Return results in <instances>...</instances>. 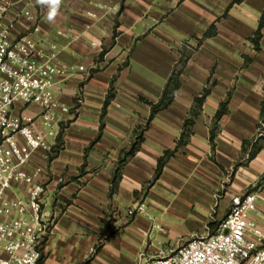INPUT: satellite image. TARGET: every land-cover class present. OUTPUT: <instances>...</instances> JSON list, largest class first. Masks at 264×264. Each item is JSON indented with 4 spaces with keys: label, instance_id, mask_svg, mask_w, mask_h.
I'll list each match as a JSON object with an SVG mask.
<instances>
[{
    "label": "crops",
    "instance_id": "0c3cea01",
    "mask_svg": "<svg viewBox=\"0 0 264 264\" xmlns=\"http://www.w3.org/2000/svg\"><path fill=\"white\" fill-rule=\"evenodd\" d=\"M52 7L13 0L6 17L13 36L29 34L57 54L54 96L68 107L46 130L51 157L37 151L31 161L43 170L38 180L46 185L43 209L52 228L42 264H123L126 247L140 264L213 232L231 198L247 192L257 195L252 216L264 231V27L259 49L251 40L264 0H60L49 20ZM173 72L180 82L173 100L150 118ZM13 115L44 126L37 109L20 102ZM187 119L191 133L177 147ZM255 143L261 148L251 157ZM166 151L174 154L153 181ZM140 202L147 213L129 215ZM170 212L189 228L174 234V246H156L152 231L167 227L155 214Z\"/></svg>",
    "mask_w": 264,
    "mask_h": 264
},
{
    "label": "built area",
    "instance_id": "2783aa9c",
    "mask_svg": "<svg viewBox=\"0 0 264 264\" xmlns=\"http://www.w3.org/2000/svg\"><path fill=\"white\" fill-rule=\"evenodd\" d=\"M12 3L0 0V264H41L52 228L43 209L46 185L38 180L43 170L32 169L31 161L37 151L51 157L46 130L68 107L54 96L57 54L46 53L29 34L13 36L14 22L6 20ZM17 102L36 108L43 128L34 116L13 115ZM259 134L264 135L263 119ZM256 208L255 192L236 194L213 232L192 235L140 264H264V231L252 216ZM146 213L145 202L128 211Z\"/></svg>",
    "mask_w": 264,
    "mask_h": 264
},
{
    "label": "trees",
    "instance_id": "16d2710c",
    "mask_svg": "<svg viewBox=\"0 0 264 264\" xmlns=\"http://www.w3.org/2000/svg\"><path fill=\"white\" fill-rule=\"evenodd\" d=\"M264 27V12L262 13L261 17H260V20H259V25H258V28L256 30V32L254 33V36L252 37V42L254 44V47L255 49H259L260 48V38L262 36V28ZM215 32V26H211L207 32V35L208 34H211V33H214ZM179 77H178V74L176 72H173V74L171 75L164 91H163V95H162V98L161 100L156 103V104H151L152 105V112H151V117L152 118L159 110L163 109V108H166L167 106H169L173 100V97L179 87ZM209 94V89L205 88L203 94L199 97H196L195 98V105L200 108L204 102V99L206 98V96ZM114 97V88L113 86H111L109 88V92H108V95L106 97V100H105V103H104V106H103V109H102V121L104 119V115L106 113V110H107V106L110 102V99ZM227 101L226 100L225 102H223L221 104V107L220 109L218 110L217 114H216V119L218 120L226 111L227 109ZM195 109H193V112H194ZM261 119L264 120V98L262 100V103H261ZM192 124V120L191 119H187L185 121V131L182 135V137L180 138L179 142H178V145L177 147L182 143L184 142V138L186 135H189L191 133V130L190 128L187 129L188 125L190 126ZM214 138V132H212L211 134V140H213ZM142 139V136H139L137 137V140L135 143H133L130 151L127 153L126 156H131L135 153V151L137 150V147H138V144L140 142V140ZM261 148V145H257L256 143L253 145V150L251 151L250 153V156L253 157L256 155V153L260 150ZM172 154H174V151H166L158 160V165H157V169H156V173H155V177L153 179L156 180L159 175L161 174L162 172V169L168 159L169 156H171ZM125 160V159H124ZM123 161V160H122ZM119 178V171H117L115 173V181ZM263 180H264V176H263ZM44 259V257H43ZM43 259L41 261V264L43 262Z\"/></svg>",
    "mask_w": 264,
    "mask_h": 264
},
{
    "label": "rangeland",
    "instance_id": "374dc122",
    "mask_svg": "<svg viewBox=\"0 0 264 264\" xmlns=\"http://www.w3.org/2000/svg\"><path fill=\"white\" fill-rule=\"evenodd\" d=\"M155 216L163 225L166 224L164 226L167 227L165 228V233H161L158 230L152 231L150 239L155 242L156 246H162V243H165L163 246L167 247L169 242L171 246H174L176 243V239L172 238L174 234H179L184 229L189 228V223L185 221V218L176 213L155 214ZM150 239L147 238L146 240L149 241ZM142 251H144V248ZM122 263L138 264L136 251L126 247L125 257Z\"/></svg>",
    "mask_w": 264,
    "mask_h": 264
},
{
    "label": "clouds",
    "instance_id": "9594fccd",
    "mask_svg": "<svg viewBox=\"0 0 264 264\" xmlns=\"http://www.w3.org/2000/svg\"><path fill=\"white\" fill-rule=\"evenodd\" d=\"M40 3H47L52 5V10L49 12L48 18L51 20L56 14V8L60 4V0H39Z\"/></svg>",
    "mask_w": 264,
    "mask_h": 264
}]
</instances>
